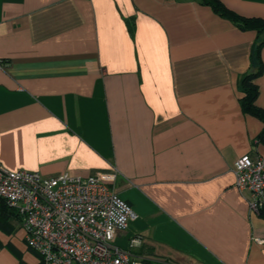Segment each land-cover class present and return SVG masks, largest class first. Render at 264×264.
<instances>
[{
    "label": "crops",
    "instance_id": "1",
    "mask_svg": "<svg viewBox=\"0 0 264 264\" xmlns=\"http://www.w3.org/2000/svg\"><path fill=\"white\" fill-rule=\"evenodd\" d=\"M219 1L264 19V0ZM263 39L203 0H0V165L116 170L136 217L114 244L133 259L264 264V217L234 174L264 156L241 85ZM260 60L264 110V44ZM15 213L0 200V264H40Z\"/></svg>",
    "mask_w": 264,
    "mask_h": 264
},
{
    "label": "built area",
    "instance_id": "2",
    "mask_svg": "<svg viewBox=\"0 0 264 264\" xmlns=\"http://www.w3.org/2000/svg\"><path fill=\"white\" fill-rule=\"evenodd\" d=\"M234 174L238 190L251 192V210L260 212L264 208V156H240ZM116 176V170L89 177L43 176L0 165V198L16 212L27 245L39 256L40 264H161L154 259H133L129 251L114 244L116 233L136 217L111 185ZM138 243L132 240V245Z\"/></svg>",
    "mask_w": 264,
    "mask_h": 264
},
{
    "label": "trees",
    "instance_id": "3",
    "mask_svg": "<svg viewBox=\"0 0 264 264\" xmlns=\"http://www.w3.org/2000/svg\"><path fill=\"white\" fill-rule=\"evenodd\" d=\"M203 2L211 5L216 12H219L223 16L228 17L233 21L237 22L242 28L244 29L252 28V29H256L259 33H264V19L259 17L248 18L241 16L236 12L227 8L219 0H203ZM263 44H264V39L256 47V55L258 57V69L255 72H251L245 75L242 78L241 85L244 92V97L242 100L244 110L256 117H259L264 121V110L256 105V99L259 93V89H258V85L254 82V79L263 70V65L260 60V49ZM263 136H264V132L260 135V138ZM0 200L8 209L13 211V209H11L4 200H2L1 198ZM260 215L264 217V208L260 209Z\"/></svg>",
    "mask_w": 264,
    "mask_h": 264
}]
</instances>
